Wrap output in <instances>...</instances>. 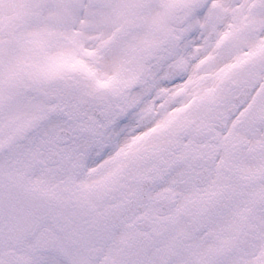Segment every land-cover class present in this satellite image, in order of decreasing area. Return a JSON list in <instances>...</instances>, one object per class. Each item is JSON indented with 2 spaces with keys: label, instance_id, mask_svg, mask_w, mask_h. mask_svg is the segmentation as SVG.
<instances>
[{
  "label": "snow or ice",
  "instance_id": "6c2138e0",
  "mask_svg": "<svg viewBox=\"0 0 264 264\" xmlns=\"http://www.w3.org/2000/svg\"><path fill=\"white\" fill-rule=\"evenodd\" d=\"M0 264H264V0H0Z\"/></svg>",
  "mask_w": 264,
  "mask_h": 264
}]
</instances>
